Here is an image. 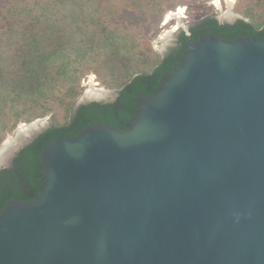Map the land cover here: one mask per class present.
I'll return each instance as SVG.
<instances>
[{"label": "water", "instance_id": "obj_1", "mask_svg": "<svg viewBox=\"0 0 264 264\" xmlns=\"http://www.w3.org/2000/svg\"><path fill=\"white\" fill-rule=\"evenodd\" d=\"M42 164L38 198L0 213V264H264V40L193 41L131 129L94 124Z\"/></svg>", "mask_w": 264, "mask_h": 264}, {"label": "trees", "instance_id": "obj_2", "mask_svg": "<svg viewBox=\"0 0 264 264\" xmlns=\"http://www.w3.org/2000/svg\"><path fill=\"white\" fill-rule=\"evenodd\" d=\"M169 1L3 0L0 145L21 122L45 117L57 107L65 109L67 118L53 121L21 149L12 167L0 170V213L13 200L31 203L38 198L44 179L42 154L57 139L75 137L94 124L118 131L131 129L140 98L159 91L164 78L183 63L193 41L209 34L227 41L238 37L264 40L263 22L262 26L244 19L227 23L210 15L194 24L189 34L182 31L164 57H146L143 31L122 16L161 17ZM92 71L120 95L114 102L82 104L74 113L84 90L81 79Z\"/></svg>", "mask_w": 264, "mask_h": 264}, {"label": "rangeland", "instance_id": "obj_3", "mask_svg": "<svg viewBox=\"0 0 264 264\" xmlns=\"http://www.w3.org/2000/svg\"><path fill=\"white\" fill-rule=\"evenodd\" d=\"M215 1L216 0H170L168 10L161 17L150 16L147 20H140L133 13H125L122 16V20L129 22L131 25L137 26L138 29L143 31L142 40L145 42L143 46L144 56H150L152 59L157 58V55L160 58L164 57L174 46H176L178 37L182 31L189 32L190 27L206 16L214 15L221 22H227L229 20L224 18L223 15L224 12L230 9L231 12L236 14L234 17L235 19L233 18L231 22L235 20L237 21L238 19H244L246 21L255 22L261 26L264 23V0H234L231 8H229L227 0H220L221 7H219L216 3H213ZM3 4V0H0V7ZM179 7L184 8V13L181 17L173 16L171 18H167L171 12L178 11ZM145 36L148 38L147 40H145ZM92 78L94 79L97 87L109 89L110 92L107 97L101 99L86 98L85 96L84 102L87 103L94 100L99 102L112 101V95H114L117 90L108 88L104 85L99 73H96L95 71H92L82 77L81 86H83L84 90L78 97L77 101L85 95L89 88H91ZM41 118H45V122L52 125L53 121H65L67 114L63 107H57L53 113ZM24 123L29 124L30 122H21L13 132L7 134L5 140L15 138L17 130L20 127L23 128L25 125Z\"/></svg>", "mask_w": 264, "mask_h": 264}, {"label": "bare ground", "instance_id": "obj_4", "mask_svg": "<svg viewBox=\"0 0 264 264\" xmlns=\"http://www.w3.org/2000/svg\"><path fill=\"white\" fill-rule=\"evenodd\" d=\"M228 2V5H229V8L232 7L233 3H234V0H227ZM215 3L217 5H219V7H221L220 5V0H216ZM184 13V8L183 7H179V10L176 11V12H171L169 14V16L167 18H171L173 16H176V17H181V15ZM235 13L234 12H231V10L229 9L228 11L224 12V15L223 17L228 19V20H232L234 17H235ZM109 90L105 89V88H100V87H97L96 86V83L94 81V79L92 78L91 79V88H89L86 93H85V96L86 98H96V99H101V98H105L108 96L109 94ZM45 123V120H40V121H37L35 124L33 125H28V124H25L22 127H20L21 129L19 130L18 132V136H16L15 138H9V139H6V147L7 149H11L13 148V146H15L16 144L20 143L21 141V137H24L26 135H29L30 132L34 129V128H38L40 129L42 126H45L46 124ZM23 125V124H22ZM11 137V136H10ZM5 161V154H1L0 153V163H3Z\"/></svg>", "mask_w": 264, "mask_h": 264}, {"label": "flooded vegetation", "instance_id": "obj_5", "mask_svg": "<svg viewBox=\"0 0 264 264\" xmlns=\"http://www.w3.org/2000/svg\"><path fill=\"white\" fill-rule=\"evenodd\" d=\"M196 24V23H195ZM191 28V27H190ZM190 28H189V32H186L187 34H189L190 33ZM101 88V87H100ZM119 95H120V92L117 90V91H115V93H114V95H112L113 96V100L112 101H110V102H114V101H116L117 100V98L119 97ZM140 100H141V98H140ZM140 100H139V103H138V106H139V113H138V115L140 114ZM90 102H99V101H97V100H94V101H90ZM90 102H87V103H90ZM103 103H107V102H103ZM83 104H86V103H83ZM82 105V104H81ZM77 111V109L75 110V108H74V113ZM138 117V116H137ZM136 117V118H137ZM136 120V119H135ZM21 151V150H20ZM19 151V152H20ZM18 152V153H19ZM17 153V154H18ZM16 154V155H17ZM16 155L13 157V159H12V163H11V165L9 166V167H12V165H13V160H14V158L16 157ZM6 168H8V167H6Z\"/></svg>", "mask_w": 264, "mask_h": 264}, {"label": "built area", "instance_id": "obj_6", "mask_svg": "<svg viewBox=\"0 0 264 264\" xmlns=\"http://www.w3.org/2000/svg\"><path fill=\"white\" fill-rule=\"evenodd\" d=\"M213 3H215V2H213Z\"/></svg>", "mask_w": 264, "mask_h": 264}]
</instances>
